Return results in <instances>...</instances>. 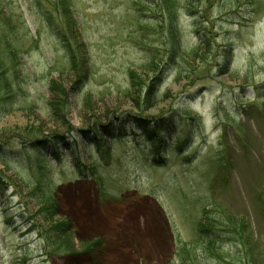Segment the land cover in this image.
<instances>
[{
	"label": "rangeland",
	"instance_id": "obj_1",
	"mask_svg": "<svg viewBox=\"0 0 264 264\" xmlns=\"http://www.w3.org/2000/svg\"><path fill=\"white\" fill-rule=\"evenodd\" d=\"M177 1L174 54L161 0H69L88 52L80 84L56 34L60 7L0 0V28L14 25L24 42L9 75L19 83L14 110L0 119V264H173L198 226L212 228L213 203L249 222L264 264V0ZM50 82L65 89L67 116L46 110ZM160 119L171 133L154 163L141 129ZM33 130L51 142L24 144ZM178 132L188 140L181 154ZM39 166L52 179L55 218L31 181L45 176ZM59 221L79 257L47 246Z\"/></svg>",
	"mask_w": 264,
	"mask_h": 264
},
{
	"label": "trees",
	"instance_id": "obj_2",
	"mask_svg": "<svg viewBox=\"0 0 264 264\" xmlns=\"http://www.w3.org/2000/svg\"><path fill=\"white\" fill-rule=\"evenodd\" d=\"M41 1L43 0H40V2ZM44 1L49 2V4H51L53 7L54 5L59 6L62 11V21L57 27L56 34L57 37L60 38V42L63 44L62 46L67 54V59L70 63V70L76 74V82L82 84L81 81H83V73L85 71L83 65L86 61L85 55H87L88 52L87 46L81 40L79 34L76 33V24L71 20L72 13L70 10V2L69 0H56V3L53 4L50 0ZM178 5L179 4L177 0H161V6L166 9L167 13L169 14V37L173 48L172 53L174 54L178 53L180 47L178 40L180 31L178 28L176 15V7ZM50 25L52 24L50 23ZM8 27L9 24H3V27L0 28V119L2 116L4 117L9 115L14 110L12 102L18 97V92L16 91L15 87H13V85L16 83L17 79L10 80L9 75L12 74L13 78L16 76L17 68L19 67L18 65L20 61V55L22 53V46L24 45L22 38L17 39L14 36V34H18L19 30H17L14 25H11L9 28ZM13 28L14 31H11ZM35 46L36 45L31 47L30 45V47H28V52L34 49ZM196 49L191 55L196 56L198 54ZM16 84H19L18 81ZM54 85V83L50 82V92L53 93V98L51 101H49V103L46 104V110L54 114L53 108H57L60 112L59 114H62V117L67 116L66 91L61 87L55 89ZM132 87L135 88L133 90L137 92L139 91L138 94H140V86L132 83ZM148 88L149 99L152 91L155 90V86ZM148 101L149 100H147L145 104H147ZM140 109L141 106L139 105V110ZM141 118L137 116L132 117V119H134L136 122L143 124L144 121H142ZM162 123L163 122L160 119V121L156 120L150 128L147 125V121L144 123L147 126H141V130L145 133H148V141L151 142L153 146L151 155L155 156L153 159L154 163L158 162L156 157L160 156V147L164 145L166 140L164 135L169 136L171 133V131L168 129H164L163 132L160 126ZM96 132L97 126L94 125L89 129V131H84L83 134L85 136L92 135L90 138H93L96 135ZM116 132L119 134L120 130H117ZM113 134L111 135L112 137ZM121 134L122 133H120L119 136L123 137ZM21 136L24 144L27 142L34 147L38 145H46L51 142L50 138H44L34 130L28 133L25 132L21 134ZM57 137L58 135L55 134L54 138ZM176 138V147L179 150V154H181L184 148L187 146L188 140H184V136L181 134H179V136ZM95 144L98 146L99 152H102L103 150L100 140L97 139ZM53 156L56 160H59L57 155L54 154ZM109 157L110 156H108L107 159L103 157V160L108 162ZM39 169H41L42 172H46L45 176L38 178V180L36 177H33L31 181L35 182L33 183V186L36 189L35 193L36 191L40 192L39 202L44 203V207L42 208V212H44L43 214L47 213L50 218H55L56 204L53 199V193L48 191V189L52 187V179L50 177V173L46 171L47 169L45 167L39 166ZM259 200L264 203V193L262 196H259ZM211 206L212 212L210 213L209 211L210 221L208 223L212 224V228H202L198 226L196 229L197 240L193 243L182 245V247L178 250L177 259L173 264H210V261L226 262L228 259L233 260V262L228 261L232 264H261L263 260V254L258 247L259 243L254 241L249 222L241 216L233 215L231 212H229V210H227L225 205L213 203ZM204 210L206 212V209ZM199 224L202 223L199 222ZM47 228V233H45L44 238H46L47 242H50V244L47 246L52 247L53 255L62 256L64 254L67 257H79L78 255H75L76 253L72 252L70 249H67L68 241L65 239L73 232V229L69 223L66 221L53 222L52 224H49ZM62 240H65V243H63ZM225 241H228L229 244L236 247L234 254L231 252V249L228 250L226 247H224V244L226 243ZM83 253L88 254L87 251Z\"/></svg>",
	"mask_w": 264,
	"mask_h": 264
}]
</instances>
